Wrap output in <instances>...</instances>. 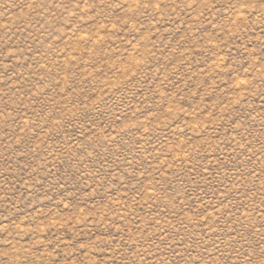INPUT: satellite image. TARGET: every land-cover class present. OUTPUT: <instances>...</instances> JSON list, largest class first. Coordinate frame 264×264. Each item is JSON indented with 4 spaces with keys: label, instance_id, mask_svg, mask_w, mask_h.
<instances>
[{
    "label": "rangeland",
    "instance_id": "rangeland-1",
    "mask_svg": "<svg viewBox=\"0 0 264 264\" xmlns=\"http://www.w3.org/2000/svg\"><path fill=\"white\" fill-rule=\"evenodd\" d=\"M0 264H264V0H0Z\"/></svg>",
    "mask_w": 264,
    "mask_h": 264
}]
</instances>
